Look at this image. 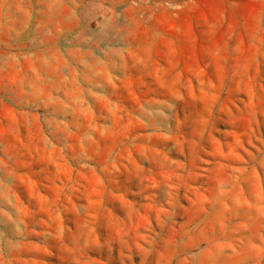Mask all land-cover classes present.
Segmentation results:
<instances>
[{
  "label": "rangeland",
  "instance_id": "1",
  "mask_svg": "<svg viewBox=\"0 0 264 264\" xmlns=\"http://www.w3.org/2000/svg\"><path fill=\"white\" fill-rule=\"evenodd\" d=\"M0 264H264V0H0Z\"/></svg>",
  "mask_w": 264,
  "mask_h": 264
}]
</instances>
